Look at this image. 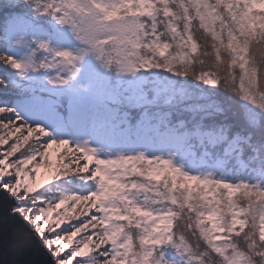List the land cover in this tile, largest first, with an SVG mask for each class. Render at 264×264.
Returning a JSON list of instances; mask_svg holds the SVG:
<instances>
[{"label": "snow or ice", "instance_id": "obj_1", "mask_svg": "<svg viewBox=\"0 0 264 264\" xmlns=\"http://www.w3.org/2000/svg\"><path fill=\"white\" fill-rule=\"evenodd\" d=\"M173 2L0 0V128L9 130L7 134L0 132V248L7 245L21 264H31L34 254L39 255L42 264H89L97 257L102 258L99 264H128V254L137 244L153 246L144 254L145 261L169 264V258L161 250L176 240L174 221L179 219V214L175 209L155 213L133 204L129 209L131 213L156 219L157 223L150 229L142 228L136 237L129 233L122 242H118L122 227L81 239L77 235L82 234L81 227L66 233L61 221H67L79 205L91 201L90 207L94 208L102 200L117 197L118 190L126 187L118 179L110 177L106 169L121 164L131 165L134 172L140 171L134 161L144 159L143 154L119 160L99 159V150L90 146L93 141L140 140L152 136L171 145L177 152L190 143L180 134L161 132L158 125L154 126V118L143 111L142 106L121 112L120 109L113 110L111 102L107 105L102 103L105 96L113 93L125 92L143 97L158 95L156 77L144 73L131 76L116 74L106 71L94 52L80 55L85 49L102 50L109 41L119 38L109 34L135 29L143 32L145 24L151 20V31L144 37L145 45L158 49L163 56L170 49V44L161 40L156 22L157 14H162L172 17L168 30L173 33V38L179 34L189 44L194 58L199 40L191 33L187 6L183 5L186 23L184 32L180 33L174 22L178 16L171 6ZM201 6L203 11H200ZM220 7L234 24V29H229L231 40L239 38L248 53L254 43L264 41V0H199L197 14L202 27L207 28L215 20L228 23L223 14H217ZM240 57H244V52L237 49L234 63L240 62ZM53 58L61 63L76 62L75 75L57 85L51 79L52 73L43 69V65ZM38 60L41 65L39 71ZM166 79L168 90L174 95L207 101L201 107L212 111L213 127L227 128L221 138L211 142L216 151H205L203 155L213 156L221 167L239 163L264 174V107L247 100L231 104L230 99L221 94L220 81L211 72H201L193 80L186 72L175 75L170 71ZM209 86L210 91L207 90ZM82 136L90 139L81 143L79 138ZM34 142L38 147L26 150ZM193 155L201 154L193 152ZM163 163L164 167L149 168L146 174H142L157 182L163 181L166 186V177H170V191L184 190L185 204L181 207L187 206L196 214V231L202 235L207 247L214 251L220 248L223 252L225 249L221 245L232 244L246 233L250 210L241 208L237 197L241 191L247 190L264 198V187L217 181V189L222 187L226 195L216 196L207 191L211 181L196 175H181L180 169L169 166L168 160ZM93 165L96 166L93 168ZM89 171L99 177L98 192L64 196L54 205L38 195L62 174L81 175ZM93 176L83 178L92 179ZM196 192L205 201L207 210H204V205L197 210L188 203ZM209 195L214 196V201L206 199ZM120 199L128 200L124 196ZM70 201L75 203L63 211ZM171 203L179 204L175 197L171 198ZM105 210L112 214L120 212L115 206ZM61 211L63 214L58 215ZM165 215L173 216V220L167 221L171 228L158 235L161 225L166 223ZM94 219L104 228L109 225L108 218ZM120 219L130 220L131 217L121 214ZM255 227L259 245L264 246V215L256 217ZM250 248H256V254L264 256V250L255 243ZM157 252L161 254L154 257ZM225 258L226 264H252V257L243 256L232 248L227 249Z\"/></svg>", "mask_w": 264, "mask_h": 264}, {"label": "trees", "instance_id": "obj_2", "mask_svg": "<svg viewBox=\"0 0 264 264\" xmlns=\"http://www.w3.org/2000/svg\"><path fill=\"white\" fill-rule=\"evenodd\" d=\"M198 3L199 0H174L171 5L177 12L178 18L174 22L180 33L184 32L186 23L183 5L187 6L188 16L191 17V33L199 40V49L194 58L189 44L182 40L179 34H176L173 38V33L168 30V22L172 17L162 14H157L156 22L159 25L161 40H167L170 44V49L163 56L160 55L158 49L149 48L145 45L144 37L151 31V20L147 21L143 32L139 29L130 30L122 33L123 40L118 38L109 41L108 45L102 50L99 48L90 49V52H94L97 60L106 71L129 76L144 73L157 79L155 87L159 90L158 95L143 97L141 95L133 96L131 93L125 92L113 93L105 96L102 103L107 105L111 102L112 109H120L121 112L142 106V110L154 118L153 124L154 126L158 125L161 132L188 134L189 141L193 143V151L182 161L181 175L193 171V175L211 181L212 183L207 188L209 193H215L216 196L226 195V190L222 187L217 189V181H229L233 185L246 183L264 187V174L253 171L250 166L245 167L239 163H234L221 167L216 164L213 156L203 155L205 151L214 153L216 150L211 147L213 140L207 139V137L202 140L197 137V133L211 134L217 136L216 140H218L227 132V128L213 127L215 119L212 111L201 107V105H206L207 101L190 100L184 96L174 95L168 90L166 77H168L170 71H173L175 75H182L186 72L193 80L197 79L198 74L201 72H211L220 81L219 90L221 94L229 98L231 104H240L242 100H247L253 105L264 107V41L254 43L251 52L248 53L247 49L242 47L239 38L231 40L229 29H234V24L228 13L224 12L223 7L219 8L217 14H223L224 20L228 21L227 24H224L221 20H215L209 23L207 28L202 27L197 14ZM200 11H203L202 6ZM237 49L242 50L244 57L247 58L240 57V62L234 63V53L237 52ZM40 68V61L38 60L37 70L39 71ZM43 69L52 73L51 79L57 85L65 80H70L77 71L67 61L61 63L55 58L46 62ZM199 87H203V85ZM207 90L210 91V86ZM8 131L0 128V132L7 134ZM79 139L81 143L88 140L85 136ZM159 142H161L159 138H153L152 136L140 140L106 141L105 149H107L106 153L109 156L118 154L121 159L127 156L139 157L143 154L144 159L134 161L140 171L134 172L131 165L122 166L121 164L106 169L110 177L118 179L126 187L118 190L117 197L102 200L101 204L94 208L90 207L91 201L79 205L76 213L68 218V230L72 232L76 227H81L82 234L78 235L83 239L89 235L102 233L104 230L112 231L117 227H122L123 232L118 237V242H122L129 233L136 237L142 228L150 229L153 224L157 223L156 219L150 220L145 216L131 213L129 209L133 204L142 205L145 209H150L153 212L175 209L176 214H179V219L174 221L176 240L173 245L161 250L166 257L177 256L179 258L178 264H226L227 249L232 248L243 256L252 257V264H264V256L257 255L256 248H250V245L255 243L261 250H264V246L259 245L255 227L256 217L264 215V198L258 197L256 193H250L247 190L239 193L237 197L239 206L250 210L248 229L243 236L237 237L232 244L221 245L225 251H220V248L214 251L205 245L202 235L196 231V214L191 212L187 206L181 207L185 204L184 190L178 188L174 192L170 191V177H166L168 181L166 186L165 182H157L145 175L148 169L153 168L154 165L153 162L148 161L147 156L149 153L155 152V146ZM90 146L93 147L92 144ZM35 147H38V145L34 142L26 150ZM97 149L100 155V149ZM193 152L201 155L194 156ZM98 158L101 159L100 156ZM95 166L93 165V168ZM164 166L162 165L159 168ZM100 167L104 168V166ZM88 176H93V172L89 171L81 175H74L70 172L62 174L60 178L45 187L40 194L47 202L54 205L64 196H84L98 192L100 190L99 177L83 178ZM133 184L136 187H132ZM200 190L204 191L203 188ZM121 196L127 197L128 200H121ZM193 196L194 198L188 203L195 206L197 210H200V206L204 205V210H207L205 201L199 198V192L194 193ZM172 197H175L179 204H172ZM206 199L214 201V196L209 195ZM74 203L75 201H70L63 211H66ZM101 205H103V208ZM111 206L119 208L120 212L112 214L111 211L105 210ZM63 211H61L62 214ZM121 214H127L131 219H120ZM97 217L109 219L107 228L99 225L98 221L94 219ZM169 220H173L172 215H170ZM137 224L140 227H137ZM170 228L171 225H161V233H158V235L164 234ZM93 244H95V241ZM236 245H238V248ZM151 247L153 246L142 247L137 244L133 251L128 254V264H133V261H135V264H150L149 261L144 260V254ZM121 251L124 250L121 249ZM160 254V252H157L154 257ZM100 259L102 258L97 257L89 262H98Z\"/></svg>", "mask_w": 264, "mask_h": 264}, {"label": "rangeland", "instance_id": "obj_3", "mask_svg": "<svg viewBox=\"0 0 264 264\" xmlns=\"http://www.w3.org/2000/svg\"><path fill=\"white\" fill-rule=\"evenodd\" d=\"M119 36L120 40L124 39V36L122 35V33L120 34H116ZM126 35V34H125ZM90 52V49H85L82 52V56L87 55ZM81 55V54H80ZM73 67L77 68L78 65L76 62H72ZM175 134H180V133H175ZM181 136H183L185 139L189 140V136H187V134H180ZM199 137H203L202 134L198 133ZM89 138V137H88ZM209 138H215L214 136L210 135ZM90 139V138H89ZM93 147H98L100 149V158L101 159H117L119 160L120 157L118 156V154H116L115 156H109L106 153L105 149V142L104 143H96L95 141L92 142ZM193 151V145L192 142L190 141V143L184 148L182 149L180 152H177L176 149L174 147H172L171 145L165 143V142H161L158 145H156L155 148V152L154 153H149L148 155V160L151 162H154V167H159L161 165H164L163 161L168 160L169 161V166L171 167H175V168H179L180 167V162L181 160L184 158V156L189 155L191 152ZM178 155H183L182 157L178 158ZM174 160H177L176 162H174ZM192 174V172L190 173ZM42 192V191H41ZM41 192H39V197L46 201L42 196H41ZM47 202V201H46ZM142 206V205H140ZM143 207V206H142ZM144 208V207H143ZM169 212L168 210L165 211H158L155 213H167ZM58 215H62L61 212L58 213ZM164 219L166 221L165 224H168L167 221H169L170 219V215H165ZM61 223L64 224V230L66 233H71V231L68 230V226H69V219L67 221H61ZM78 235V234H77ZM79 236V235H78ZM87 255V254H86ZM178 260L176 258H172L171 260H169V264H177ZM89 264H99V261H91L89 262Z\"/></svg>", "mask_w": 264, "mask_h": 264}, {"label": "water", "instance_id": "obj_4", "mask_svg": "<svg viewBox=\"0 0 264 264\" xmlns=\"http://www.w3.org/2000/svg\"><path fill=\"white\" fill-rule=\"evenodd\" d=\"M0 264H21L19 259L9 250L7 245L0 248ZM31 264H42L39 255L34 254Z\"/></svg>", "mask_w": 264, "mask_h": 264}]
</instances>
